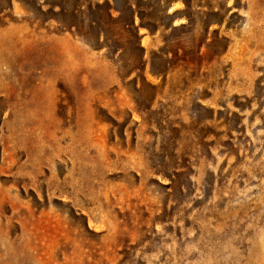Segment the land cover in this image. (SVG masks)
<instances>
[{
    "label": "rangeland",
    "instance_id": "rangeland-1",
    "mask_svg": "<svg viewBox=\"0 0 264 264\" xmlns=\"http://www.w3.org/2000/svg\"><path fill=\"white\" fill-rule=\"evenodd\" d=\"M0 264H264V0H0Z\"/></svg>",
    "mask_w": 264,
    "mask_h": 264
},
{
    "label": "crops",
    "instance_id": "crops-1",
    "mask_svg": "<svg viewBox=\"0 0 264 264\" xmlns=\"http://www.w3.org/2000/svg\"><path fill=\"white\" fill-rule=\"evenodd\" d=\"M172 9H174V8H172ZM172 9H171V10H172ZM173 11H174V10H173ZM175 12H178V10H176Z\"/></svg>",
    "mask_w": 264,
    "mask_h": 264
},
{
    "label": "bare ground",
    "instance_id": "bare-ground-1",
    "mask_svg": "<svg viewBox=\"0 0 264 264\" xmlns=\"http://www.w3.org/2000/svg\"><path fill=\"white\" fill-rule=\"evenodd\" d=\"M172 10H174V9H172ZM172 10H171V11H172Z\"/></svg>",
    "mask_w": 264,
    "mask_h": 264
}]
</instances>
